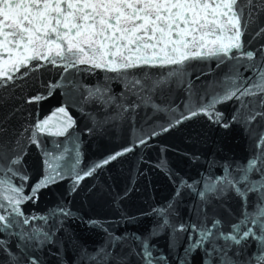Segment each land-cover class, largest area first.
Returning a JSON list of instances; mask_svg holds the SVG:
<instances>
[{
	"label": "snow or ice",
	"instance_id": "6c2138e0",
	"mask_svg": "<svg viewBox=\"0 0 264 264\" xmlns=\"http://www.w3.org/2000/svg\"><path fill=\"white\" fill-rule=\"evenodd\" d=\"M209 130L245 155L165 143ZM88 137L120 142L85 163ZM150 173L170 195L130 211ZM0 264H264V0H0Z\"/></svg>",
	"mask_w": 264,
	"mask_h": 264
},
{
	"label": "water",
	"instance_id": "95a60500",
	"mask_svg": "<svg viewBox=\"0 0 264 264\" xmlns=\"http://www.w3.org/2000/svg\"><path fill=\"white\" fill-rule=\"evenodd\" d=\"M58 104V96H53L50 100L45 101L41 106V115L47 114L52 108L58 106ZM229 110L230 109L225 106V111ZM110 139L111 138H109V140ZM119 142V137L114 142L101 141L95 137H88L87 142L84 144L85 163H88L89 161H98L104 154L118 146ZM165 143L173 145L175 148L181 150L202 152L204 156H207L209 152L216 151L217 145L223 149L222 153H217L218 157L232 156L239 159L245 155V141L239 131L224 134L219 131L213 132L209 130V143L204 146H192L190 144H186L182 135L173 136L172 138L167 139ZM168 157L172 165L176 167L182 174H187L190 176L195 175L198 170L202 171L203 166L207 164V161L203 159V157L196 163L186 160L184 157L179 156L175 152H169ZM156 158L157 153L155 151L150 153V159L155 160ZM122 167L124 169L123 172L117 168H113L110 175L116 177L118 180H123L128 168L130 167V163L125 164ZM150 176L152 179L151 186L146 188L143 181L140 182L139 186L141 187V191L133 195L132 203L129 208L130 211H139L154 202L164 200L170 195L171 186L162 175L150 173ZM150 197H154V199H150ZM55 199V195L52 194L42 195L40 203L36 207L44 209L53 203ZM76 206H79V204ZM82 210L87 215L91 216L112 215L107 207H102L100 205L85 206ZM145 227H147V224H145ZM76 230L80 232L82 238L86 239L89 243H96L100 239L98 235L89 234L80 227H77ZM163 245L164 242L161 240L160 246L163 247Z\"/></svg>",
	"mask_w": 264,
	"mask_h": 264
}]
</instances>
